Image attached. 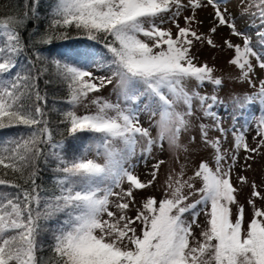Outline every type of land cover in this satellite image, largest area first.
I'll use <instances>...</instances> for the list:
<instances>
[{
    "label": "snow or ice",
    "instance_id": "obj_1",
    "mask_svg": "<svg viewBox=\"0 0 264 264\" xmlns=\"http://www.w3.org/2000/svg\"><path fill=\"white\" fill-rule=\"evenodd\" d=\"M230 3L54 0L44 31L27 40L40 0L0 16V130L22 129L0 141V188L13 190H0V264H264V177L241 174L264 156V0H240L235 14ZM209 9L204 31L200 13ZM54 41L73 43L53 50ZM204 46L230 52L235 82L251 90L233 96L246 110L242 124L233 112L223 126L226 83L199 60ZM41 80L65 89L59 140ZM109 87L115 102L103 96ZM85 133L103 163L88 158L92 144L67 155L68 141ZM197 134L208 157L186 178L169 168L161 198L137 202L159 182L160 156H191L184 137L195 145ZM49 159L57 175L45 187L37 179ZM133 159L154 161L147 180Z\"/></svg>",
    "mask_w": 264,
    "mask_h": 264
},
{
    "label": "rangeland",
    "instance_id": "obj_2",
    "mask_svg": "<svg viewBox=\"0 0 264 264\" xmlns=\"http://www.w3.org/2000/svg\"><path fill=\"white\" fill-rule=\"evenodd\" d=\"M240 3V0H232V3L229 4V10L232 11L234 14L237 12V5ZM211 10H205L200 13V18L205 21L202 30L206 31L209 27L208 19H209V12ZM239 26L241 28L244 27L243 22H238ZM228 35V30L226 28H222L219 31V34L216 35L215 39L217 44H221L224 37ZM234 42L239 43L240 41L233 37L232 38ZM199 56V60L201 62H207L210 66H213L217 69L216 75L221 76L224 78L226 86L223 91L218 93L219 99L223 102L222 106L218 108V111L220 113V116L223 119V126L225 128H230L232 125V116L231 114L233 112L236 113L238 117H240V123L242 124L244 122V116L242 115V110L237 105L233 103V96L237 93L244 94L247 92H250L251 90L248 88V86L241 85L239 83L235 82V75L236 71L234 68L230 67L227 64V60L229 59L231 53L227 50L220 51L219 49H213L207 46H204L200 49V51L197 53ZM103 96L107 97L108 99L115 102L116 96L112 92V88L109 87L108 89L103 91ZM86 109L80 108L79 112L81 114L85 113ZM258 114V113H257ZM142 120L145 121V126H147V120L148 116L146 114L142 115ZM205 123H208V121H204ZM198 123V121H197ZM193 134H196V128L194 126L193 128ZM213 136H215V133H212ZM229 141H231V137L228 138ZM190 149L191 156L187 157L183 152H180L178 155L175 153L169 154L164 153L160 158L165 159L166 163L161 168V174L159 176V182L156 184L155 187L149 188L147 190H144L142 193H139L137 195V202L141 201L144 197L147 196H155L157 199L161 198V184L165 179L166 173L169 168L173 169L175 172H179L181 168L185 171V178L187 175H191L192 169H193V161H200L201 159H206L208 157V153L203 150V146L200 142L199 135H196V143L195 145L190 143V137L185 136L183 141ZM249 142L250 138H249ZM89 144H92V150L88 153V158H96L98 159V162L103 163L102 157H96L95 156V145L93 142H89ZM228 144H225V147H228ZM117 148H121L122 145L117 144ZM140 147L137 146V153H139ZM198 153V154H197ZM158 155V150H157ZM243 158V153L241 152V161ZM133 163L136 164L135 172L139 174L140 178L142 180H147L149 178L148 172L150 171L151 164L154 162L153 160L148 161V165L145 166L143 161L133 159ZM252 168L251 170L247 172H241L242 175H246L249 179V181L255 180L257 184L261 182L262 177H264V156L257 157L255 161H252ZM239 171V169H238ZM233 180L235 181V177H233ZM250 192L249 188H245L243 192L240 195V201L241 203H245L246 198ZM134 212V209H133ZM251 217V210H248V218ZM202 220V218H201Z\"/></svg>",
    "mask_w": 264,
    "mask_h": 264
},
{
    "label": "trees",
    "instance_id": "obj_3",
    "mask_svg": "<svg viewBox=\"0 0 264 264\" xmlns=\"http://www.w3.org/2000/svg\"><path fill=\"white\" fill-rule=\"evenodd\" d=\"M25 0H0V16H4L10 13H13V10L19 8L23 9ZM54 3V0H40L39 6V21H31L29 22L27 29L24 31V38L27 40L30 33H35L39 35V33L43 32L47 25V15L50 11L51 5ZM73 43L72 41H54L51 46L53 50L56 48H60L62 45ZM47 47V46H45ZM47 55V53H45ZM40 88L42 92L47 94V105L46 108L48 110V114L51 120V127L53 129L54 136L57 140H59L60 132L59 129H62V125L58 124L59 112L61 110H66L67 104L65 103L66 93L65 89L61 86L57 85L55 82L45 85L43 80L40 81ZM22 131V129L18 128H7L0 130V141H3L7 138H12ZM84 139L79 144H74L71 141H68V149L67 155L71 157L73 154L79 155L85 146L89 145V142H92L91 134H82ZM55 160L49 159V161L45 164L43 161L40 162V174L37 179V183L49 187L53 183L54 177L57 175L53 169L55 167ZM2 191H13L12 189L0 188ZM47 238V233L42 234L41 240H45ZM43 255H47V251L45 249L42 252Z\"/></svg>",
    "mask_w": 264,
    "mask_h": 264
}]
</instances>
